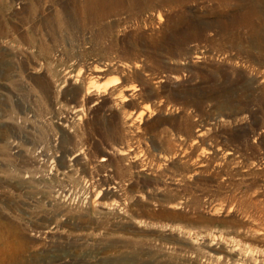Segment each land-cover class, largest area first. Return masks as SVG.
Masks as SVG:
<instances>
[{"label":"rangeland","instance_id":"obj_1","mask_svg":"<svg viewBox=\"0 0 264 264\" xmlns=\"http://www.w3.org/2000/svg\"><path fill=\"white\" fill-rule=\"evenodd\" d=\"M0 264H264V0H0Z\"/></svg>","mask_w":264,"mask_h":264},{"label":"built area","instance_id":"obj_2","mask_svg":"<svg viewBox=\"0 0 264 264\" xmlns=\"http://www.w3.org/2000/svg\"><path fill=\"white\" fill-rule=\"evenodd\" d=\"M59 108V106H58ZM87 115V110L85 105L75 106L71 105V107H66L63 111V114H60L57 118H55V122L59 125L64 126L67 130H74L75 122H83L84 117ZM55 141L58 144L59 136L55 137ZM56 155H51V163L53 164L55 161Z\"/></svg>","mask_w":264,"mask_h":264},{"label":"bare ground","instance_id":"obj_3","mask_svg":"<svg viewBox=\"0 0 264 264\" xmlns=\"http://www.w3.org/2000/svg\"><path fill=\"white\" fill-rule=\"evenodd\" d=\"M82 69L79 70L78 76L81 75ZM103 77V69L96 67L92 73V75L89 77L87 86H86V92L90 93L94 89H100L102 86H100L99 80ZM103 152V151H102ZM107 159V153L104 152V156L102 160ZM249 252L248 247H243L239 250L240 255H246Z\"/></svg>","mask_w":264,"mask_h":264}]
</instances>
